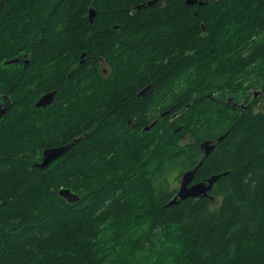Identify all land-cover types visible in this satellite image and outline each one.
<instances>
[{"label":"trees","instance_id":"trees-1","mask_svg":"<svg viewBox=\"0 0 264 264\" xmlns=\"http://www.w3.org/2000/svg\"><path fill=\"white\" fill-rule=\"evenodd\" d=\"M149 1L2 0L0 264H264V0Z\"/></svg>","mask_w":264,"mask_h":264},{"label":"water","instance_id":"water-1","mask_svg":"<svg viewBox=\"0 0 264 264\" xmlns=\"http://www.w3.org/2000/svg\"><path fill=\"white\" fill-rule=\"evenodd\" d=\"M1 2L2 0H0V6H1ZM154 3H156V0L149 1L147 5L150 6L153 5ZM186 3L189 5L194 4L195 0H186ZM94 14H95V10L93 8H90L88 12V17L90 22L92 21ZM81 56H83V54ZM17 61L18 59L15 58L12 60H7L5 61V63L10 64ZM146 89L147 88H145L142 91V93L146 92ZM54 94L55 91L43 94L37 100L35 106L37 108L39 107L44 108L49 106L54 99ZM7 109H8V104L0 108V118L6 112ZM167 112L168 111L164 112L162 116L167 114ZM155 123L156 121H153L149 126L145 127L144 130H149ZM213 146L214 144L209 140L202 142L200 147L203 150V158L209 154ZM68 148H69L68 145L60 146V147L44 148L41 152L40 160L38 162L33 163V165L36 168L43 170L47 168L53 161H55L61 155H63L68 150ZM200 165H201V161H199L192 169L184 170L180 174L177 192L173 196V198L168 202V205L175 203L177 200H184L187 198H201L208 195V192L212 189L214 183L220 177V174L212 175L209 178L205 179L204 181H194L195 173ZM58 193L60 196H62L64 199H67L71 203L79 199L78 196L68 188H61L59 189Z\"/></svg>","mask_w":264,"mask_h":264},{"label":"flooded vegetation","instance_id":"flooded-vegetation-1","mask_svg":"<svg viewBox=\"0 0 264 264\" xmlns=\"http://www.w3.org/2000/svg\"><path fill=\"white\" fill-rule=\"evenodd\" d=\"M27 57H24L22 60L23 61H25L26 60V63H27V60L28 59H26ZM99 59H102V58H99ZM106 66L107 65H105V63L103 64V67L101 66V70H102V72L104 73V74H106V72H107V68H106ZM53 91H55V94H54V99H53V101H52V103L49 105V106H51V105H53V103L56 101L55 99V95H56V89H51V90H48V91H44V92H42L39 96H38V98L36 99V101L34 102V105L36 104V102H37V100L43 95V94H45V93H49V92H53ZM146 92H144V93H139V95H144ZM1 98H3V99H1ZM0 99H1V101H0V108L1 107H3V106H6V104H9V105H11V101H10V99H8L7 97H6V94H3V95H1L0 96ZM55 103H57V101L55 102ZM54 103V104H55ZM166 112V111H165ZM128 124L129 125H131L132 126V122L131 121H128ZM145 127H147V126H145ZM145 127H143L142 128V130H144L145 129ZM144 131H146V130H144Z\"/></svg>","mask_w":264,"mask_h":264},{"label":"rangeland","instance_id":"rangeland-1","mask_svg":"<svg viewBox=\"0 0 264 264\" xmlns=\"http://www.w3.org/2000/svg\"><path fill=\"white\" fill-rule=\"evenodd\" d=\"M179 182V181H178ZM177 186H178V183H177Z\"/></svg>","mask_w":264,"mask_h":264}]
</instances>
